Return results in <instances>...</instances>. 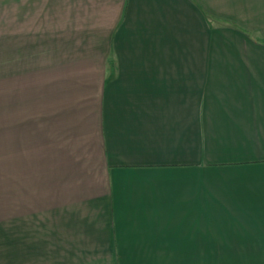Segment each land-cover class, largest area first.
Here are the masks:
<instances>
[{
	"label": "crops",
	"instance_id": "0c3cea01",
	"mask_svg": "<svg viewBox=\"0 0 264 264\" xmlns=\"http://www.w3.org/2000/svg\"><path fill=\"white\" fill-rule=\"evenodd\" d=\"M81 1L5 39L0 264H264V43L220 0Z\"/></svg>",
	"mask_w": 264,
	"mask_h": 264
},
{
	"label": "rangeland",
	"instance_id": "374dc122",
	"mask_svg": "<svg viewBox=\"0 0 264 264\" xmlns=\"http://www.w3.org/2000/svg\"><path fill=\"white\" fill-rule=\"evenodd\" d=\"M20 1L0 0V204L7 202L2 157L4 122L3 75L4 57L6 52L10 50L9 45L6 46L5 39L12 37V58L18 59L19 48L17 50L15 48L19 43L17 39L20 37V32H24V35L27 36L29 47L35 45L33 43L35 41H38L37 44L39 43V46L51 43L56 29L66 31V28L76 26L78 19H75V17L77 18L78 11L80 12L79 6H82V3L79 4V2H82L81 0H78L76 4L72 3V5H69V0H22V3ZM244 2L246 1L220 0V16L223 18L220 17L218 18L219 20L215 17V13L213 15L211 11L204 10L197 4L199 9L203 11L207 26L210 28L219 26L220 44L231 45L236 42H247L250 38L256 42L264 43V27L260 25L258 4L247 5ZM205 5L210 7L211 2H206ZM21 7L23 10L22 16L20 14ZM230 13L240 15L243 19L239 22L229 17ZM247 18L249 19L247 20ZM241 22L248 25V29L242 27L244 25ZM241 29L245 30V32L247 31L249 37L245 33L243 34ZM59 36L61 38V35ZM228 51V46L221 48L220 57L228 58ZM12 202H14L13 199Z\"/></svg>",
	"mask_w": 264,
	"mask_h": 264
}]
</instances>
